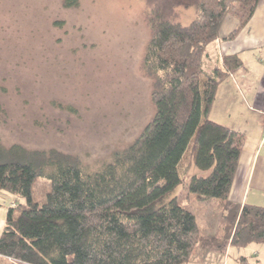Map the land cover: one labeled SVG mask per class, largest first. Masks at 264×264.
I'll return each mask as SVG.
<instances>
[{"label": "trees", "instance_id": "obj_1", "mask_svg": "<svg viewBox=\"0 0 264 264\" xmlns=\"http://www.w3.org/2000/svg\"><path fill=\"white\" fill-rule=\"evenodd\" d=\"M258 2L145 0L150 38L141 71L154 84L155 112L98 171H86L58 150L0 142V208L7 206L0 258L13 264H186L201 231L195 216L175 196L169 199L179 186L219 201L233 219L229 247L264 245V207L229 199L244 136L208 118L219 84L241 62L234 55L209 67L207 48L229 17L238 25L226 40L239 34ZM181 11H192L186 25ZM193 168L207 173L190 177ZM237 263L264 264L242 256Z\"/></svg>", "mask_w": 264, "mask_h": 264}, {"label": "rangeland", "instance_id": "obj_2", "mask_svg": "<svg viewBox=\"0 0 264 264\" xmlns=\"http://www.w3.org/2000/svg\"><path fill=\"white\" fill-rule=\"evenodd\" d=\"M65 1L0 0V142L58 150L91 173L154 115V84L141 71L150 32L145 0H76L71 8ZM179 20L186 25L192 11H181ZM213 46L209 67L216 64ZM205 173L193 168L189 176ZM173 196L201 231L186 264H239L241 256L264 262L262 244L228 246L233 219L217 199L204 200L183 186ZM0 264L13 263L0 258Z\"/></svg>", "mask_w": 264, "mask_h": 264}, {"label": "crops", "instance_id": "obj_3", "mask_svg": "<svg viewBox=\"0 0 264 264\" xmlns=\"http://www.w3.org/2000/svg\"><path fill=\"white\" fill-rule=\"evenodd\" d=\"M237 25L234 17L228 18L213 44L216 64H221L223 57L236 55L241 66L219 84L208 118L244 136L230 201L264 207V0H259L242 31L226 40ZM207 62L211 63V53ZM6 207L0 208V235Z\"/></svg>", "mask_w": 264, "mask_h": 264}]
</instances>
